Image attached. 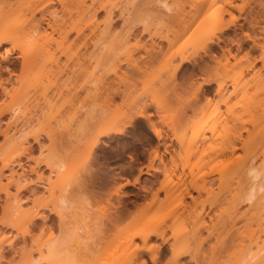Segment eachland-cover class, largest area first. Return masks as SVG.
Segmentation results:
<instances>
[{"label": "rangeland", "instance_id": "1", "mask_svg": "<svg viewBox=\"0 0 264 264\" xmlns=\"http://www.w3.org/2000/svg\"><path fill=\"white\" fill-rule=\"evenodd\" d=\"M17 1L26 5L36 3V0H0V32L7 22L19 16L18 12L8 10ZM100 1L113 7V14L118 15L115 5L119 4V0ZM145 1L136 0L138 9L132 17L141 24L138 31L141 32L146 24L151 34L166 32L167 21L159 22L146 15V9L141 5ZM174 1L172 7L178 11L180 19V25L176 28L182 31V35L170 46L154 37L155 42L163 45V50L157 55L152 56L153 48L147 32H138L137 37L120 41L116 35L120 28L118 24H114L110 32H103V25L95 29L96 36L102 35L106 45L116 48L117 57L99 67L89 60L83 77L87 87L82 93L69 92L68 88L81 83L82 79L70 78L68 71L75 61L72 54L80 48L91 51L93 28L86 30V40H77L70 47L67 54H71L72 59L67 60L68 55L62 57L66 62L63 70H59L62 69L61 65L57 68L50 63L23 67L18 48H12L10 42L0 47V82L8 89L3 93L0 87V264H49V242L62 236L65 228L74 226H83L85 232L74 238L69 237L72 238L70 241L68 238V246L67 243L65 245L68 249H65L69 252L66 257L65 254L62 256V260L65 259L61 262L133 264L129 260L120 262L119 255L123 249L120 242L136 232L132 225L144 214L158 211L157 216H165L172 206L164 203L178 184L195 181L196 185H202L203 177L212 175L215 181L210 184L213 188H210L218 190V173H221L220 166L224 162L238 159L254 166L264 163V85L258 84L264 76V0H231L236 8L226 4L229 0ZM53 6L61 8L59 3ZM220 7L231 12L223 14L225 22L232 15L237 19L217 34L222 40L218 44H211L206 51L210 56L205 55L200 39L212 28L211 21L218 16ZM103 16L104 12L100 11L98 20ZM205 16L208 18L202 19ZM245 31L251 33L254 41L244 39ZM213 39L217 40L216 37ZM27 40L24 39L25 42ZM233 41H238L240 48L231 45ZM228 47H231L232 56L227 61L223 77L225 89L220 97L214 94L216 84L204 85L202 82L207 75L206 67L214 63L213 59L225 61L221 49ZM6 48L10 53L6 54ZM175 51L194 55V59L202 61L204 67L200 71L197 65L195 67L185 62L176 77H172L179 59L169 61L168 58ZM17 74L21 75V79L16 78ZM224 99L226 104L221 105ZM217 106L224 110L225 120L212 116ZM14 109L17 113L15 116H19L17 125L25 124L23 144L18 150L11 151L2 132L8 124L15 125L14 117L11 118ZM140 110L155 113L151 119L164 131L166 146L171 145L168 152L164 150V145H159L163 163L157 158L150 174L139 175V169L145 170L149 165L158 140L151 136L150 126L144 119L136 118L123 134L111 138L100 137L97 148L92 153L89 151L101 128L118 117L133 115ZM225 111H233L240 118L233 119ZM160 120H164V124ZM173 122L177 128L175 134L181 137L180 140L174 138L170 130ZM225 125L235 127L241 136L233 140L231 137L235 146L233 152L219 154L216 147L228 142V136L223 131ZM139 150L142 152L139 153ZM126 153L130 157H126ZM53 158L64 163L62 170L52 168ZM115 164L120 166L110 167ZM10 167L20 174H26L25 180L28 182H23L27 187L16 192V185L6 175ZM162 169H165V173ZM90 170L93 175L96 173V177L92 183L84 185L83 181ZM137 175L138 183L125 184L115 191L119 184L126 182V179L131 182ZM140 185H148V189L144 190ZM154 193H157V199ZM60 194L67 195L69 200V206L61 215L55 212ZM193 194L198 202L208 196L205 191L200 195L197 192ZM12 196L21 201L20 207L16 204L18 200L13 202ZM255 199L253 203L244 202L238 208L242 213L238 222L242 230L240 237H248L246 242H249L253 231L264 229V188L256 193ZM116 208L121 218L114 225H105L106 216L110 214L108 212L112 213ZM18 210L39 214L32 222L13 227L11 219L19 213ZM214 221L211 223H216V218ZM172 224L173 228L168 233H178L190 227L185 215L177 214ZM262 233H256V236L259 234L262 239L264 230ZM216 238L213 236L208 244L218 246L220 240ZM237 238L241 240L239 236ZM208 244L204 245L205 257L210 254ZM166 257L162 256L156 264H170L169 256ZM146 259L148 264H152L147 256ZM227 259L224 254L218 260Z\"/></svg>", "mask_w": 264, "mask_h": 264}, {"label": "bare ground", "instance_id": "2", "mask_svg": "<svg viewBox=\"0 0 264 264\" xmlns=\"http://www.w3.org/2000/svg\"><path fill=\"white\" fill-rule=\"evenodd\" d=\"M55 3H59L61 8L58 9L54 7L53 5ZM174 3V0L172 3H169L168 0H147L141 4L146 9L147 16H152L159 22L167 21L165 24L167 28L166 32L160 31L151 34L149 27L146 24L143 29H141V32L140 30L138 31L140 28L139 25L141 24L138 21L132 20L135 11L138 9V2H136V0H119V4L115 5L119 12L116 16L113 14V7H110L106 2L100 0H91L90 3H88L87 0H36V3L32 5H26L23 2L17 1L14 4H11L8 10L18 12L19 16L11 22H7L5 29L0 32V47H2L3 43L10 42L12 48H18L20 51L19 57L22 59L23 67L30 64L38 65L39 63H50L56 67L58 65L65 67L66 62H63L62 57L68 55L67 53L70 50V47L77 40H86V30L88 28H93L91 30L94 35V40L91 41V51L89 52L86 49L83 50L80 48L76 53L72 54L73 57L75 56L73 58L75 61L68 71L70 78L75 77L82 79L80 80L82 81L81 83L77 82L78 84H75L72 88H68L69 86L67 85L69 92L82 93L86 90L85 87H87L84 84L85 80L83 77L87 72L88 63H90L89 60L94 62L95 67H99L103 63L106 64L116 60L117 57V52H115L116 48L113 45H106L103 42L102 35L96 36L94 33L95 29H98L103 25V32H110L114 24H118L120 28L116 35L119 37L120 41H128L132 37H137L140 33L143 34L147 32L149 33L150 46L153 48L152 56L157 55L163 50V45L162 43L155 42L154 37L165 41L167 45L170 46L175 44L182 35V31L176 28L180 25V19L178 18V11L172 7ZM226 4L229 7L236 8L231 0L226 1ZM100 11L104 12V16L101 20H98V13ZM230 13L231 12L228 9L220 7L218 16L211 21L212 28H210L200 39L201 50L205 52V55H209L206 51L210 49L211 44L222 40L217 34L223 32L237 19L236 16L232 15L231 19L225 22L223 14ZM37 14L40 15L37 17ZM207 18L208 17L205 16L202 19ZM186 26H188V24ZM243 35L245 40L254 41L249 31L243 32ZM213 37H216L217 40L215 41ZM24 39L25 41L28 39L27 42H25ZM82 45L86 46V44ZM231 45H236L237 48H240V43L238 41H233ZM230 48L231 47L221 49V55L224 56L223 60L225 61L212 60V58H214L213 54L211 60L214 63L208 64L209 66L206 65V68H208L206 69L207 75L202 82L204 85L216 84L214 94L220 97L223 96L225 89L223 77L226 74L227 61L229 56H232ZM5 52L6 54L10 53V50L6 48ZM4 56H2V59H5ZM72 56L71 54L68 55L67 60L72 59ZM176 58H178L179 61L171 73L174 78L185 62H190L195 65V67L197 65V68L200 71L204 67L203 63H201L202 61L195 60L194 55L185 54L183 51L173 52L168 60L172 61ZM59 66L57 68H59ZM137 69H140V67H137ZM59 70H63V67ZM16 78L21 79V75L17 74ZM70 78H68L69 81L71 80ZM262 83L264 85V76L258 81L259 85H262ZM0 87H2L1 89L3 93H6L8 90L1 82ZM200 87H202V85H200ZM220 103L221 105H225L226 99L222 100ZM223 112L224 110H221L219 106H217V108L214 109L212 116L225 120L226 115ZM225 112L233 119L240 118V115L233 111ZM15 113L16 110L14 109L11 113V118L13 119L14 117V122H12L15 123V125L11 126L12 123L11 125L8 124L7 127L3 129V132L1 131L5 138V142L7 143V147H9L11 151L19 149V146L23 144L22 138L24 136L23 125L25 123L19 127L16 123L19 116H15L17 114ZM153 114L155 113L140 110L133 115L118 117L116 120L108 123L98 131L96 139L90 145L89 151L92 153L97 148L100 142V137L111 138L113 135L123 134L126 127L131 125L136 118L144 119L148 122L151 133L158 140L157 146L152 150L149 165L146 166L145 170H142L141 168L139 169V175L150 174V170L154 169L153 163L157 158L163 163L162 155L159 153V145H164V150L167 152L169 151V146L171 148V145L168 144L166 146L167 143L163 140L166 138L163 135L164 131L151 119ZM181 120L182 119H180V121ZM178 123L180 124V122ZM174 124V122L171 124L172 126L170 127V130L174 133V138L180 140L181 137L179 138L175 134L177 128L175 127L176 124ZM215 130L214 132L217 131ZM230 130L233 132H230ZM223 131L228 136V142H226L224 146L221 145L222 147H216V151L219 150V154L226 151L233 152L235 146L231 141V137L233 140L241 136L240 131L230 125H225ZM182 141L183 140L181 139V143ZM104 144L106 143L104 142ZM52 160V166L54 167L50 166L51 164H48L50 167L57 168L56 171L63 169L64 163L61 160ZM162 170H164L165 173V169ZM220 170L221 173H218L219 183L216 185L218 190L217 188L216 190L210 188L212 187L210 184L214 183L215 179L212 178V175L209 176L208 174V177L211 178L208 179V177L206 178L204 176L202 185H196L195 181L181 182L169 194L166 203H164V205L172 206L165 216H157V211L146 213L140 217L139 220L132 225V228L135 229L136 232L120 242V247L123 248L119 255V258H121L120 262L129 260L130 262L132 261L133 264H148L149 262L146 259L147 256L152 264H156L162 256H165V258H167L166 256H169L168 261H170V264H264V238L261 239L259 235L264 229L259 228L258 230L253 231L251 233L252 238L249 236L251 240L249 239V242L247 241V243L246 240H248V237H245L246 239H243L244 237H242L241 239L240 236L242 230L240 226H238V222L242 216V213H240L238 209L239 206L244 202L253 203V201L256 200V193L264 188V163L260 166H254L252 164H247L245 161L232 159L224 162L220 166ZM54 172H52V175H55ZM0 174H2V172ZM95 174L96 173L93 175L91 170L88 171V175L85 178V181H83L84 185L92 183L94 176L96 177ZM6 175L8 180L16 185V192L23 187H27L26 183H24L27 181L25 180L26 174H20L16 172L14 168L10 167L9 172ZM139 175L135 176L131 182L126 179V182L119 184L115 191L121 189L125 184L134 185L138 183ZM208 184L209 186H207ZM146 186H141L140 188L147 190L148 187ZM202 191H205L208 196L206 199L198 202L196 200L197 196H194L193 192H197L200 195ZM218 191L220 192L218 193ZM157 193H154V198L156 199ZM12 198H14L13 202L18 200L13 196ZM186 198H190V200L187 201ZM19 201L20 200L16 202V204L18 203V207H20L19 203L21 202ZM17 206H15V210L18 209ZM68 206V196L60 194L57 198L58 210L55 212L61 215L60 213H62V211ZM108 213L110 214L106 216ZM108 213L104 215L106 216L105 225L109 224L111 226V223L114 225L113 223H117L119 217L121 218L120 211L117 208L112 213ZM38 214L39 213L19 211L15 218L11 219L12 226L14 227L24 222L30 223L34 218L38 217ZM177 214L185 215L190 223V227L184 228L178 233H168V231L173 228L172 219ZM212 217L214 219L216 218V223H211L214 221ZM82 227L74 226L63 230L62 226V236L60 235L61 237L58 236V239L56 238L49 242L50 244L48 246L47 254V261H49V264H66L61 262L63 258L62 256L65 254L64 256L66 257L69 252L65 247L68 246V242L70 239L74 238V236H80L85 232H83L84 228ZM256 233H259L258 236H256ZM213 236L215 238L217 236L216 239L219 237L218 240L220 241H218V246L208 244ZM238 236L239 239H241L240 241L237 240ZM259 241L262 243L259 244ZM66 243L67 246H65ZM206 244L210 247V250L206 248L210 251L208 252L210 254H207L209 256L205 257V252L203 253V250L204 245ZM255 246H257L256 249H254ZM224 254L228 257L227 261L218 260L220 257L224 256ZM205 258L208 259L206 260Z\"/></svg>", "mask_w": 264, "mask_h": 264}, {"label": "flooded vegetation", "instance_id": "3", "mask_svg": "<svg viewBox=\"0 0 264 264\" xmlns=\"http://www.w3.org/2000/svg\"><path fill=\"white\" fill-rule=\"evenodd\" d=\"M151 134V133H150ZM153 134H151V136H152ZM153 138L155 139L156 137H154L153 136ZM142 152V150H139V153H141ZM126 157H130V154H124ZM120 166V164H115V165H113V166H110V167H119ZM117 172V171H116Z\"/></svg>", "mask_w": 264, "mask_h": 264}]
</instances>
